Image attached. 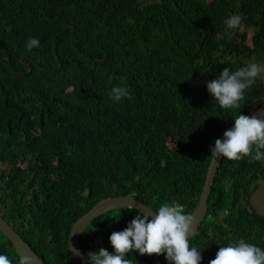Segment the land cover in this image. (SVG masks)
Returning <instances> with one entry per match:
<instances>
[{"label":"trees","instance_id":"16d2710c","mask_svg":"<svg viewBox=\"0 0 264 264\" xmlns=\"http://www.w3.org/2000/svg\"><path fill=\"white\" fill-rule=\"evenodd\" d=\"M231 14L241 26L226 38ZM29 37L40 43L26 51ZM249 56L264 61V0H0V217L46 264H71V226L101 199L133 193L191 214L209 148L240 111L220 109L205 81ZM113 86L130 98L113 102ZM255 112L264 115L260 79L241 104ZM263 180L264 161L223 159L190 240L201 264L237 240L264 248V218L248 204ZM135 212L99 217L82 235L111 253L109 235ZM0 238V255L17 264ZM128 258L166 264L163 254Z\"/></svg>","mask_w":264,"mask_h":264},{"label":"clouds","instance_id":"9594fccd","mask_svg":"<svg viewBox=\"0 0 264 264\" xmlns=\"http://www.w3.org/2000/svg\"><path fill=\"white\" fill-rule=\"evenodd\" d=\"M241 19L239 14H231L223 21V33L226 38H230L239 29ZM39 43L37 38L29 37L25 42V50L36 48ZM237 60L246 64L235 70L225 67L218 78L205 81L207 93L220 109L240 110L232 119V126H228L229 128L223 132L222 138L213 141L209 148V155L213 158L235 162H239L244 158L253 161H264V115H259V112H255L250 116L241 113V104L246 91L250 90L259 79L264 82V61L248 63L240 58H237ZM109 95L113 102H118L122 98H130L126 86H113ZM24 164L26 163H20L18 166L24 167ZM119 196H129L130 200L132 196L135 197L133 193ZM95 206L93 207L95 208ZM147 206L154 209V211L142 212L136 210L134 218L127 223L123 230L113 231L109 235L108 242L112 249L111 253L102 247L106 239L100 244H96L92 241L91 236H85V239L82 235L80 247L83 257L85 252L82 251V246L84 247L83 240L91 242L86 251L88 264H132V259L128 258V254L132 255V253L140 256H151L153 254L159 256L163 254L166 264H201L202 250L199 246H190V240L194 234L192 215L186 212L181 204L174 201L153 204V206L147 204ZM133 207L134 205L129 203L127 209L110 210V212L99 217H105L110 213L121 210L130 212ZM120 215L121 213L114 214L113 220L118 222ZM6 248L9 250L10 247ZM76 252L79 254V250H76ZM0 264L11 263L8 262L6 257L0 255ZM17 264L24 263L19 260ZM208 264H264V248L244 240H237L235 243L230 242L226 246H219L215 257L209 260Z\"/></svg>","mask_w":264,"mask_h":264},{"label":"water","instance_id":"95a60500","mask_svg":"<svg viewBox=\"0 0 264 264\" xmlns=\"http://www.w3.org/2000/svg\"><path fill=\"white\" fill-rule=\"evenodd\" d=\"M23 59L24 56L21 57V62ZM25 66L28 68L26 73H29L31 68L28 66V64H25ZM222 162L223 159L213 157L211 162H209L197 203L191 212L193 217L192 228L194 233L191 239L195 238L200 233L199 228L204 222L208 211V198L212 194V189L215 185V179ZM257 187L258 188H256L249 196L248 204L249 208L252 209L258 217L264 218V180ZM227 191L229 190L227 189ZM129 203L134 205L130 212L136 210H140L142 212L154 211V209L137 200L134 196L131 197V200L129 196H119L101 200L98 204H96L95 208L91 209L84 216L79 218L71 227L68 240L69 258L71 264H86L80 247L81 236L86 227L95 218L110 212V210L127 209ZM0 236L10 244L11 250L24 264H46L44 262L45 260L39 257L31 249V247L6 224V222L1 217ZM76 250H79V254H77Z\"/></svg>","mask_w":264,"mask_h":264},{"label":"rangeland","instance_id":"374dc122","mask_svg":"<svg viewBox=\"0 0 264 264\" xmlns=\"http://www.w3.org/2000/svg\"><path fill=\"white\" fill-rule=\"evenodd\" d=\"M242 40H243V41H242ZM249 40H250V33H249V31L246 30V29H245V30H242V31H241V40H240V42L242 41V45H243L245 48H247V47L250 48ZM253 59H254V58H253L252 56H249V57H245V58L243 59V61L249 63V62H252ZM258 114L260 115L261 112H259ZM22 168H24V167L22 166ZM108 217H109V215H108ZM0 241L2 242V239H1V238H0ZM83 245L89 247V246L91 245V242L86 241V240H83ZM86 254H87V253L84 252V260H85L86 264H88V259H87Z\"/></svg>","mask_w":264,"mask_h":264},{"label":"bare ground","instance_id":"6f19581e","mask_svg":"<svg viewBox=\"0 0 264 264\" xmlns=\"http://www.w3.org/2000/svg\"><path fill=\"white\" fill-rule=\"evenodd\" d=\"M221 137H222V136H221ZM221 137H220V138H221ZM197 200H198V199H197ZM92 209H93V208H92ZM97 218H99V217H97ZM97 218H95L90 224H92ZM78 219H79V218H78ZM78 219H77V220H78ZM90 224H89V225H90ZM89 225H88V226H89ZM88 226L86 227V229L88 228ZM86 229H85V230H86ZM85 230H84V231H85ZM84 231H83V233H84ZM83 233H82V234H83Z\"/></svg>","mask_w":264,"mask_h":264},{"label":"flooded vegetation","instance_id":"af4514ba","mask_svg":"<svg viewBox=\"0 0 264 264\" xmlns=\"http://www.w3.org/2000/svg\"><path fill=\"white\" fill-rule=\"evenodd\" d=\"M223 215H224V214H223ZM0 243H3V241H2V242L0 241ZM3 244H4V243H3Z\"/></svg>","mask_w":264,"mask_h":264}]
</instances>
